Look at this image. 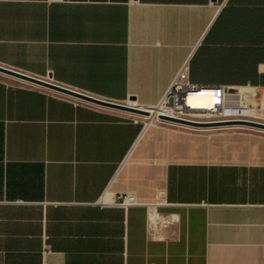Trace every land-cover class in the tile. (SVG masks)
<instances>
[{
    "label": "crops",
    "instance_id": "obj_1",
    "mask_svg": "<svg viewBox=\"0 0 264 264\" xmlns=\"http://www.w3.org/2000/svg\"><path fill=\"white\" fill-rule=\"evenodd\" d=\"M0 66L145 109L186 66L264 123V0H0ZM0 264H264V133L0 74Z\"/></svg>",
    "mask_w": 264,
    "mask_h": 264
},
{
    "label": "built area",
    "instance_id": "obj_2",
    "mask_svg": "<svg viewBox=\"0 0 264 264\" xmlns=\"http://www.w3.org/2000/svg\"><path fill=\"white\" fill-rule=\"evenodd\" d=\"M186 66L181 70L177 78L175 79L171 89L168 94L165 96L163 101L156 107L152 109H145L150 111L149 116H143L147 122L149 118L152 117V122H163L171 123L160 119V116H167L182 120H188L189 116L187 115H197L198 111H194L192 106L187 103L188 97L191 94H201L203 92L208 93L214 101V106L216 108L215 116H223L224 114H238L239 109L235 108L236 102L229 100V96L225 89L220 86H198L190 84L187 81ZM199 114V115H204ZM224 117V116H223ZM145 122V127H146ZM119 206L128 207V206H139L141 205L135 194H121L118 196ZM148 216L152 222H155L156 225L159 224V220H156L154 206H147Z\"/></svg>",
    "mask_w": 264,
    "mask_h": 264
},
{
    "label": "water",
    "instance_id": "obj_3",
    "mask_svg": "<svg viewBox=\"0 0 264 264\" xmlns=\"http://www.w3.org/2000/svg\"><path fill=\"white\" fill-rule=\"evenodd\" d=\"M0 74L3 75H7L37 86H41L62 94H66L72 97H75L77 99L80 100H84L90 103H94V104H98V105H102V106H106V107H110V108H114V109H118V110H122V111H127V112H131L134 114H138L141 116H149L150 115V111L149 110H145L141 107H131L128 106L126 104H119V103H114V102H109L106 100H102V99H98L92 96H88L85 94H81L79 92L73 91L71 89L65 88L63 86H60L58 84L52 83L48 80H43V79H39V78H34L31 76H28L26 74H23L21 72H17L15 70L0 66ZM161 120L164 121H168V122H172V123H176V124H181V125H190V126H200V125H204L201 123H196V122H191V121H187V120H182V119H177V118H172V117H167V116H160ZM234 124V123H238V124H242V125H246V126H250L253 128H257V129H261L264 130V123H260V122H256V121H251V120H233V121H226V122H215L213 124L215 125H222V124Z\"/></svg>",
    "mask_w": 264,
    "mask_h": 264
},
{
    "label": "rangeland",
    "instance_id": "obj_4",
    "mask_svg": "<svg viewBox=\"0 0 264 264\" xmlns=\"http://www.w3.org/2000/svg\"><path fill=\"white\" fill-rule=\"evenodd\" d=\"M213 117V118H212ZM145 120V119H144ZM189 121H193L196 123H201L204 125L200 126H185L179 125L174 123H163V122H154V127H164L174 131L180 132H194V133H217V132H230V131H239V130H249L253 132H262L264 130L253 128L250 126L234 123V124H222V125H215V122H226V121H233V120H252L251 118H224L223 116H210V117H189ZM146 122V121H145Z\"/></svg>",
    "mask_w": 264,
    "mask_h": 264
},
{
    "label": "bare ground",
    "instance_id": "obj_5",
    "mask_svg": "<svg viewBox=\"0 0 264 264\" xmlns=\"http://www.w3.org/2000/svg\"><path fill=\"white\" fill-rule=\"evenodd\" d=\"M231 98H233L232 96H229ZM187 103L189 105L192 106V109H194V111H198L199 114H203L206 113L204 115H187L189 117H210V116H215V114L217 113L215 110V106H214V101L213 98L206 92H203L201 94H191L188 97ZM232 114H224V118H232L231 116ZM213 118V117H212ZM148 121L146 122V127L149 126H154L153 122H152V117L147 119ZM193 122V121H191ZM172 123V122H171ZM176 124V123H174ZM181 125V124H179ZM188 126V125H185ZM190 126V125H189Z\"/></svg>",
    "mask_w": 264,
    "mask_h": 264
}]
</instances>
